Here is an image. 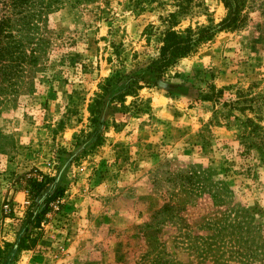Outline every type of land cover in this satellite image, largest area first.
<instances>
[{"label": "rangeland", "instance_id": "374dc122", "mask_svg": "<svg viewBox=\"0 0 264 264\" xmlns=\"http://www.w3.org/2000/svg\"><path fill=\"white\" fill-rule=\"evenodd\" d=\"M32 1L20 38L33 62L0 85V264H264V0L124 97L146 112L115 128L103 108L97 145L87 106L98 85L131 72L153 83L144 64L164 30L226 11L220 0ZM212 89L216 101L199 100ZM239 98L241 111L223 105ZM31 169L50 178L37 211L62 194L17 251L31 203L17 178Z\"/></svg>", "mask_w": 264, "mask_h": 264}, {"label": "trees", "instance_id": "16d2710c", "mask_svg": "<svg viewBox=\"0 0 264 264\" xmlns=\"http://www.w3.org/2000/svg\"><path fill=\"white\" fill-rule=\"evenodd\" d=\"M220 1L226 13L218 24L196 27L194 30L187 28L182 33H176L170 28L164 30L160 45L144 64L143 70L152 75L153 83L144 82L135 72H131L105 78L98 85L99 93L95 94L94 99L87 106V112L90 116L89 122L94 126L95 141L93 145H97L101 141V132L98 127L102 125L100 118L103 108L111 109L112 114L119 116L118 120L115 118L112 120L115 128L120 127L121 119L146 112L147 107L143 108V101L137 98L131 102V108L128 110L123 105L124 97L128 95L136 97V91L142 88L140 83L155 86V81L162 79L168 69L173 67L178 60L189 55L197 45L210 40L216 32L235 30L242 27L246 23L248 13L254 4L253 0ZM33 4L34 1L32 0H0V85L4 82H12L17 73L33 62L34 50L30 49L26 54L20 38V33L23 30L31 29V20L35 14L31 9ZM257 6L258 9H261L260 14L264 18V3H259ZM181 9L183 8L181 7ZM169 17L173 19L174 13L169 14ZM113 84L120 85L117 88L118 94L108 101H104L105 94ZM209 92L200 95L199 100L214 102L217 100L218 95H221L220 90L214 91L212 89ZM243 101L245 100L239 98L235 101L223 103V105L228 110L237 109L241 111L242 108L238 109L237 106ZM257 128L260 127L252 125V129ZM17 181H20V189L25 193L27 201L31 200V203L26 207L25 218L22 222V233L18 235L15 243L16 250L21 251L30 249L37 241L39 233H34L33 230L39 227L40 220L49 209V204L62 194V189L55 188L51 193H48L41 202V208L37 211L38 207L34 205L32 200L41 195L50 178L31 169L30 172L20 175Z\"/></svg>", "mask_w": 264, "mask_h": 264}]
</instances>
